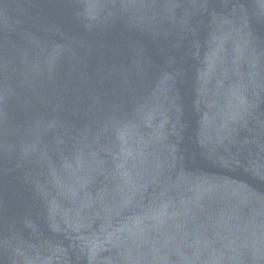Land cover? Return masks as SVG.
<instances>
[{
  "label": "water",
  "instance_id": "1",
  "mask_svg": "<svg viewBox=\"0 0 264 264\" xmlns=\"http://www.w3.org/2000/svg\"><path fill=\"white\" fill-rule=\"evenodd\" d=\"M0 264H264V0H0Z\"/></svg>",
  "mask_w": 264,
  "mask_h": 264
}]
</instances>
